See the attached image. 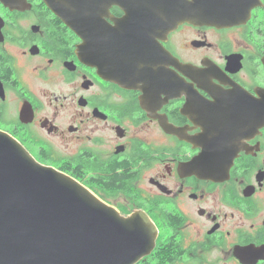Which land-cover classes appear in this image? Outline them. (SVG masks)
Returning <instances> with one entry per match:
<instances>
[{
    "label": "flooded vegetation",
    "instance_id": "obj_1",
    "mask_svg": "<svg viewBox=\"0 0 264 264\" xmlns=\"http://www.w3.org/2000/svg\"><path fill=\"white\" fill-rule=\"evenodd\" d=\"M16 6L0 3V131L145 214L157 239L138 264H264V0L166 32L116 6L77 31L41 0Z\"/></svg>",
    "mask_w": 264,
    "mask_h": 264
},
{
    "label": "water",
    "instance_id": "obj_2",
    "mask_svg": "<svg viewBox=\"0 0 264 264\" xmlns=\"http://www.w3.org/2000/svg\"><path fill=\"white\" fill-rule=\"evenodd\" d=\"M75 31L113 6L165 32L184 23L223 27L256 0H41ZM10 10L16 0H0ZM163 23L159 24L158 19ZM152 19V20H151ZM155 19V20H153ZM136 27L143 23L120 22ZM0 98L4 93L0 89ZM262 106V105H260ZM157 228L143 213L121 216L65 173L39 164L0 131V264H138L155 248Z\"/></svg>",
    "mask_w": 264,
    "mask_h": 264
},
{
    "label": "trees",
    "instance_id": "obj_3",
    "mask_svg": "<svg viewBox=\"0 0 264 264\" xmlns=\"http://www.w3.org/2000/svg\"><path fill=\"white\" fill-rule=\"evenodd\" d=\"M115 176V175H114ZM115 178H117L116 176H115Z\"/></svg>",
    "mask_w": 264,
    "mask_h": 264
},
{
    "label": "rangeland",
    "instance_id": "obj_4",
    "mask_svg": "<svg viewBox=\"0 0 264 264\" xmlns=\"http://www.w3.org/2000/svg\"><path fill=\"white\" fill-rule=\"evenodd\" d=\"M151 264H153V263H151Z\"/></svg>",
    "mask_w": 264,
    "mask_h": 264
}]
</instances>
